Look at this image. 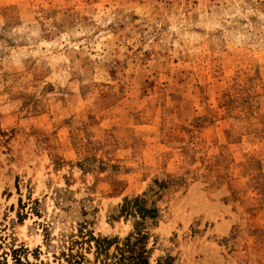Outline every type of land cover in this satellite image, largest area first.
Wrapping results in <instances>:
<instances>
[{"label":"rangeland","instance_id":"obj_1","mask_svg":"<svg viewBox=\"0 0 264 264\" xmlns=\"http://www.w3.org/2000/svg\"><path fill=\"white\" fill-rule=\"evenodd\" d=\"M264 264V0H0V264Z\"/></svg>","mask_w":264,"mask_h":264},{"label":"trees","instance_id":"obj_2","mask_svg":"<svg viewBox=\"0 0 264 264\" xmlns=\"http://www.w3.org/2000/svg\"><path fill=\"white\" fill-rule=\"evenodd\" d=\"M145 235L138 232L136 237H131L122 243V246L116 247V252L112 255L106 253L109 245L105 239L95 240V259L98 264H149L148 250L145 245ZM108 244V243H107ZM83 257L70 254L67 264H82Z\"/></svg>","mask_w":264,"mask_h":264}]
</instances>
